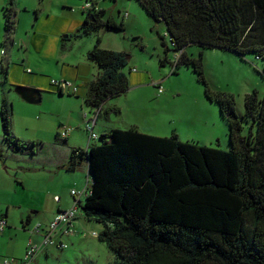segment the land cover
Masks as SVG:
<instances>
[{
    "label": "trees",
    "instance_id": "16d2710c",
    "mask_svg": "<svg viewBox=\"0 0 264 264\" xmlns=\"http://www.w3.org/2000/svg\"><path fill=\"white\" fill-rule=\"evenodd\" d=\"M137 1L164 23L172 50L181 51L171 73L180 65L190 67L204 97L218 104L228 124L230 149L182 141L175 132L155 136L134 125L114 128L97 135L100 143L71 149L65 169L74 171L84 159L91 174L84 202L80 204L78 194L73 197L85 218L102 224L96 237L115 253L112 264H264V96L259 98L256 90L246 94L243 118L232 96L208 84L202 52H186L195 44L264 58V0ZM2 11L7 38L15 26L12 3ZM101 27L124 29L122 21L94 8L73 35L88 36ZM168 50L162 65L168 62ZM127 56L101 48L99 38L86 52L98 72L84 103L95 109L96 117L107 113L102 109L107 99L129 88L122 71ZM0 71L1 82L7 83L1 64ZM9 85L29 102L41 98L38 89ZM11 113V102L1 98L2 140L12 152H28L33 143L26 148L13 135ZM244 123L246 135L241 133Z\"/></svg>",
    "mask_w": 264,
    "mask_h": 264
},
{
    "label": "rangeland",
    "instance_id": "374dc122",
    "mask_svg": "<svg viewBox=\"0 0 264 264\" xmlns=\"http://www.w3.org/2000/svg\"><path fill=\"white\" fill-rule=\"evenodd\" d=\"M84 1L76 0L77 4L72 5L73 8L76 11L80 10V6ZM88 1L96 7L106 10L107 15L116 22L122 21L124 29L116 30L101 27L97 32L81 37L73 35L76 32L75 30L70 34H63L61 42H66L68 45L71 43L72 52L77 53L79 49L82 50L87 39L95 43L96 39L99 38L101 48L123 51L128 55L127 64L122 71L128 78L129 88L124 93L111 99V101H117L122 108L120 112L113 114L111 121L114 122L115 128L127 129L129 126L126 124V119H137L135 112L131 113L130 111L131 105L136 104L142 93L152 98L155 89L157 94L155 85L159 84L163 90L157 95L168 97L166 104L157 105L153 100L150 103L147 102L145 112L144 109L140 110V115H146L142 117L150 120L148 126L152 127L151 132L164 134L163 136L176 132L182 141H191L222 150H229L227 121L221 115L218 104L204 97L203 85L197 80L196 74L190 67L184 65H180L176 69V73H171V61L175 51L172 50L164 23L161 21L156 22L151 18L137 0ZM49 3L44 2L43 5L50 6L49 9L52 10L54 4ZM90 11L92 9L81 13V16L86 17ZM125 11L128 12V16L124 15ZM166 47L169 49L167 52L168 62L162 65L160 61L164 57ZM19 50L22 53L24 52L22 48H19ZM200 51L202 52L204 75L208 84L212 88L232 96L235 111L244 118L246 94L256 90L259 98L264 96V58L256 59L253 53H246L240 57L236 53L225 49L200 48L195 44L186 47V52L194 56L198 55ZM26 68H29L33 73L35 72L30 65H26ZM137 72L146 74L148 85L136 86L130 82L131 75ZM1 81L0 71V100L4 97L12 104L11 119L16 122L14 136L24 142L26 148L29 143H33L28 152L24 150L20 152L10 151L6 148V142L1 139L0 124V143L5 145V149L3 147L4 151H2V161L6 160L3 164L8 167L0 164L3 171L2 176H0V214L8 213L9 219L16 222L21 229L22 225L19 221L21 214L23 221H25L26 215L29 214L33 219L32 224L42 223L40 218L30 214V211L34 210L35 204L45 215L58 203L67 209L73 203L69 191L74 190L78 194L85 189L88 183L86 182L87 179L90 181L91 174L88 172L84 159L80 160L78 167L70 172H67L64 168L59 169L54 166L56 161L63 159L64 156V147L56 142H62L63 138L59 135L56 137V128L59 127V123L63 126H75L74 123L66 124L60 116L66 114L67 108L77 101H79L83 110L80 109L78 115L85 112L90 117L94 114L95 109L86 104L84 105L80 96L77 98L72 95L67 97L68 92L60 94L56 91L53 95L44 94L40 102H29L13 90L8 82L2 83ZM157 106L160 108L165 107L168 112L166 119H162L164 124L157 123L153 115ZM147 111L151 112L152 115H147ZM192 115L197 120L193 119ZM76 116V113H72L71 117L76 119ZM103 119V114L98 117L97 124L93 128L95 133H98L100 126H102L100 122ZM140 124V126H145L142 122ZM112 129L113 127L108 129V132ZM241 133L243 135L248 133V124H243ZM92 142L100 143V140L94 139ZM6 154H9V157L15 154L18 157L23 155L24 158L20 157L17 164L27 163L31 169L36 168V170L17 168L11 159L6 158ZM7 171L9 172L8 176L4 174ZM16 176L28 182L31 190L40 191L42 197L39 203L34 202L33 205H27L30 200L28 192L24 196L25 201L16 196L13 197L12 203H9L10 196L7 195L6 191L9 183L15 180ZM51 190L58 192V194L61 193L60 201L53 198V195L48 194ZM85 196L86 193L83 194V192L78 195L80 204L84 202ZM20 202L25 203L19 205ZM75 220L81 223L79 229H76L80 232V235L77 236L79 238L61 236L59 240L66 247L58 249L56 245H50L49 247H52L51 255L48 257L39 256L38 262L40 264H112L115 253L100 242L96 235L92 234L94 232L98 234L102 229V224L94 219L85 218L79 205L77 206ZM1 248L2 242L0 240V255H3ZM66 252L70 253L67 261L63 258Z\"/></svg>",
    "mask_w": 264,
    "mask_h": 264
},
{
    "label": "crops",
    "instance_id": "0c3cea01",
    "mask_svg": "<svg viewBox=\"0 0 264 264\" xmlns=\"http://www.w3.org/2000/svg\"><path fill=\"white\" fill-rule=\"evenodd\" d=\"M44 2H50L54 4V8L52 10L49 9L50 6H46L48 3L43 5ZM10 3H12V8L14 11L15 26L9 36L5 38L2 9L5 6H9ZM76 4V0H0V64L7 70V81L9 84H19L38 89L41 96L38 102L41 101L42 95H53L56 91L58 92V90H56L55 87L51 85V79H66L71 81L73 85L77 86V92L72 93L70 89H65L61 91V94L68 92L69 94L67 97L72 95L77 98L80 96L82 97V102L85 105L84 99L87 86L89 82L95 78L98 72L97 66L86 59V52L92 48L94 43L92 40L90 41V39H87V41H85L83 44L84 46L82 50L80 51L79 49L77 53L72 52L71 43L68 45L66 42H61V37L63 34L67 35L78 29L85 18V16H81V13L88 11L83 10L81 8L82 5L80 6V10L76 11L72 6ZM94 8L100 9L95 5ZM19 48H22L24 52L22 53ZM26 65L33 67L35 72L33 73L31 70H29V68H26ZM146 78V74L137 72L131 75L130 82L136 86L148 85ZM155 90L153 94L154 96H152V98L150 96L147 97L146 94L142 93V95L139 96V100L136 102V104L131 105L130 111L131 113L135 112L137 119L128 118L126 119V124L128 126L134 125L138 127L140 131L147 134L163 136L164 134H155L151 132L150 129L152 127L148 126L150 120L142 117L146 115H140L141 109H144L143 111L145 112L147 102L150 103L154 100L157 105L166 104L168 97H161L157 95ZM111 99L112 98L107 99L102 104V109L107 110V113L104 115L103 121L100 122L102 126H100L98 133H96L97 135H99V133H107L108 129H111L112 127L114 129L116 127L114 122L111 120L113 119V114L120 112L122 108L117 101H111ZM115 108L118 110H113ZM67 109L68 110L66 114L59 116L62 117L63 122L66 124L74 123L75 126H69L72 128V130L66 137H62V142L56 141L57 143L62 144L64 147L63 159H59L54 165L59 169H65V165L72 148H86L89 143H93L92 140H89V133L85 128V123L86 121L94 120V128L98 119V117L95 116V113L90 115V117H88L85 112H82L78 115L80 109L83 111L79 101L74 103V105H70V107ZM72 113L77 114L76 119H72ZM167 113L168 112L165 107L160 108L157 106L153 113L154 117L156 118V122L164 124V120L162 119H166ZM147 115H152V113L147 111ZM193 119L197 120L195 116H193ZM141 122L144 123L145 126H140ZM15 124L16 122L11 119V130L14 134L16 133ZM62 127L63 124L59 123V127L56 128V137L61 131ZM3 147L5 149V145L0 143V148L2 151H4ZM5 156L6 158L11 159L17 168L23 170L31 169L27 163L17 164L19 163L18 160L20 157L24 158L23 155L18 157V155L15 154L12 155L13 157H9L10 155L6 154ZM5 161L0 159L1 166L7 167L5 164H3ZM31 170H36V168H32ZM66 171L70 172L68 170ZM1 174H3V171L0 167V176H2ZM4 174L8 176L9 172L7 171ZM70 191L69 194L71 196L72 202H74L75 198L70 193ZM26 192H28L30 195V200L27 205H33L32 203L34 202L39 203L40 198L42 197L40 191L31 190L30 184L28 182L16 176L15 180H12V182L9 183L6 191L7 195L10 196L9 203H12L13 197L16 196L22 199V201H25L24 196ZM50 192H48V194L53 195V198L57 197L58 201L61 200V193L58 194V192H53L52 190ZM84 193L85 192H83V194ZM22 203L25 202H20L19 205H22ZM59 209L62 210L65 208L58 203L56 207L51 209L50 212L45 215L43 211L38 208L37 204H35L34 210H31L30 214L40 218L42 223L46 224L53 218L54 214ZM0 217L5 218L7 224L5 230L0 233V240L2 242L1 249L3 254L0 255V264H2L1 258L3 257H10L20 260L24 255L28 240L32 239L35 242H40L41 235L31 234L30 230L34 224H32L33 219L29 214L26 215L25 221H23L22 214L19 216V221L22 225L21 229L18 227L16 222L9 219L8 213L0 214ZM75 218L72 221L71 233H67L66 235H63V233L54 234V239L57 242L60 241L59 239H61V236L79 238L77 236L80 235V232L76 229H79L78 227L81 223L80 221L75 220ZM49 246L41 248L28 264H40L38 262L39 256L48 257L51 255L52 247ZM69 254L70 253L68 252L65 253L63 257L65 261H67ZM18 264H21V262Z\"/></svg>",
    "mask_w": 264,
    "mask_h": 264
},
{
    "label": "built area",
    "instance_id": "2783aa9c",
    "mask_svg": "<svg viewBox=\"0 0 264 264\" xmlns=\"http://www.w3.org/2000/svg\"><path fill=\"white\" fill-rule=\"evenodd\" d=\"M81 8L83 10H91V9H94V5L92 4V2L85 0L82 3ZM124 15L127 16V12H125ZM180 52L181 51L174 53L173 59L171 61V63H172L171 71L173 70L174 63H175L176 59L178 58ZM50 83L58 91L70 89V91L72 93L77 92V86L73 85L71 83V81H69V80L51 79ZM155 86L157 88V94H160L163 90L161 85L156 84ZM93 124H94V120H92V121L89 120V121H86V123H85V128L89 133V138H91V139L97 138V134L93 131ZM71 130H72L71 127L63 126L61 131L59 132V136L64 138L68 135V133ZM81 192H84V190ZM81 192L78 193V195H80ZM70 193L72 195L77 194L74 190H71ZM56 199L58 200L57 197H56ZM77 205H78V198L74 200L71 207H69L67 209L58 210L54 214L53 218L48 223H46V224H43L40 222L35 223L32 226L30 232L33 235L34 234L41 235L40 242H35L32 239H29L27 242L26 248H25L24 255L20 260L15 259V258H10V257H3V258H1V263L2 264H18L19 262H21V264H28L30 262V260L34 257V255L43 247H46L49 245H56L60 249L65 248L66 245L64 243H62L60 241L57 242L54 239V234H56V233L67 234V233L72 232V228H71L72 227V221L76 217ZM6 225L7 224H6L5 218L0 217V233L5 230ZM92 234L96 235L95 232Z\"/></svg>",
    "mask_w": 264,
    "mask_h": 264
},
{
    "label": "water",
    "instance_id": "95a60500",
    "mask_svg": "<svg viewBox=\"0 0 264 264\" xmlns=\"http://www.w3.org/2000/svg\"><path fill=\"white\" fill-rule=\"evenodd\" d=\"M91 16H89V19H90ZM128 57V56H127Z\"/></svg>",
    "mask_w": 264,
    "mask_h": 264
}]
</instances>
